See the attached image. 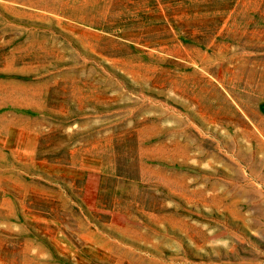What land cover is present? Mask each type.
<instances>
[{
    "label": "rangeland",
    "instance_id": "rangeland-1",
    "mask_svg": "<svg viewBox=\"0 0 264 264\" xmlns=\"http://www.w3.org/2000/svg\"><path fill=\"white\" fill-rule=\"evenodd\" d=\"M0 264H264V0H0Z\"/></svg>",
    "mask_w": 264,
    "mask_h": 264
},
{
    "label": "bare ground",
    "instance_id": "bare-ground-1",
    "mask_svg": "<svg viewBox=\"0 0 264 264\" xmlns=\"http://www.w3.org/2000/svg\"><path fill=\"white\" fill-rule=\"evenodd\" d=\"M14 3V2H13ZM11 5V4H10ZM8 6H9V4H8ZM12 6V5H11Z\"/></svg>",
    "mask_w": 264,
    "mask_h": 264
}]
</instances>
